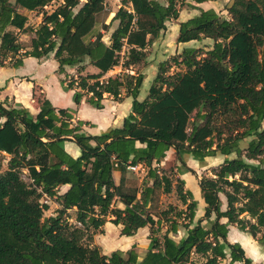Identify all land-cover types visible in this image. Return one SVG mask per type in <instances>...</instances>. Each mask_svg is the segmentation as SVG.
<instances>
[{
  "label": "trees",
  "instance_id": "16d2710c",
  "mask_svg": "<svg viewBox=\"0 0 264 264\" xmlns=\"http://www.w3.org/2000/svg\"><path fill=\"white\" fill-rule=\"evenodd\" d=\"M51 1L0 0V66H19L23 57L41 58L53 51L61 73L65 65L88 58L98 73L62 80L63 88L73 90L74 103L86 95L99 109L104 94L118 100L125 88L132 97L131 112L120 127L92 135L82 130V121L71 124L70 112L54 108L47 99H37L35 115L0 99V264H220L227 255L230 264H258L226 237L233 224L264 250V0H230L227 17L196 5L206 0H121L108 45L101 32L86 39L104 0H62L53 11L43 12L35 30L27 28L21 9H41ZM184 6L198 13L179 22L176 42L209 38V49L183 47L170 60L180 67L174 74H166V60L159 62L143 100L137 98L140 73L122 72L99 81L118 65L123 47V69L144 64L147 45ZM27 30L34 35L23 50L17 33ZM65 141L79 146L78 157L64 150ZM170 148L180 162L177 172L193 173L185 156L202 161L218 153L235 154L199 178L205 208L192 226L197 201L179 177L175 192L185 208L169 204L156 218L147 209L155 188L172 190L165 168L154 166ZM3 154L8 157L5 169ZM138 163L146 167L150 186L129 189L124 178L115 184L113 171L124 173ZM23 170L29 181L21 178ZM64 184L68 188L59 193ZM47 197L59 208L44 217ZM71 208L73 222L67 212ZM223 217L226 222H220ZM107 221L120 226L125 236L148 227L147 249L139 254L132 245L103 253L90 241ZM180 227L185 234L175 240L170 234Z\"/></svg>",
  "mask_w": 264,
  "mask_h": 264
},
{
  "label": "crops",
  "instance_id": "0c3cea01",
  "mask_svg": "<svg viewBox=\"0 0 264 264\" xmlns=\"http://www.w3.org/2000/svg\"><path fill=\"white\" fill-rule=\"evenodd\" d=\"M204 2L196 5L198 7H203L202 4ZM60 3H62V0H53V2L50 3L47 8L45 9L41 8L39 12L38 9L37 10L21 9V11L27 16V22H26L27 28L35 30V28L38 27V25L42 21L43 12L49 13L53 11ZM116 11L117 9H115L113 12L111 11V15H112L111 19ZM34 13H37V15L35 16V20L31 19ZM116 25H117V21L114 20L112 30L116 27ZM178 27H179V23L174 30H176ZM28 32H30L31 34H28ZM33 35H34L33 32L28 30L19 31L17 33L18 40L20 43L23 39L26 38L28 39L30 38L31 40ZM175 37L177 36L173 35V38ZM187 43L189 42L181 43L183 44V46H178V50L176 54L181 51L182 47L187 46L188 45ZM21 45L23 47V50L29 49V45H24L22 43ZM112 68L107 70L102 76L105 77L114 76L120 67L115 66L113 69ZM57 69H58V63L53 57V51L41 58H36L32 56L23 57L22 63L19 66H11L8 63H6L3 66H0V87L2 88L0 92V99L3 102H5L7 105L20 104L21 106L26 107L29 110V112L33 115H35L39 111V103L37 99L38 98L47 99L54 108L56 109L62 108L70 112L72 116L70 119L71 124L74 125L78 121H82L83 122L81 125L82 130L92 135H97L103 131H106L108 128L120 127L122 125L124 118L131 112V105H132V97L126 94L125 88L121 89V93L119 95L120 98L118 100H115L111 95L104 94L102 99L103 107L99 109L93 107L86 101V95L82 97L79 104H75L73 101V90L63 88L62 80H66L68 76L76 77L79 73L80 74L98 73L99 69L95 65L91 64L88 58H85L83 63H79L72 66L65 65L63 67V72L61 73L57 71ZM142 75H143L142 83L145 79H147L151 85L154 79L153 77L155 76L150 77L147 73H142ZM153 75H156V73L154 72ZM142 83L139 88V92L137 96L138 100H143L147 95L146 93V95L144 96L141 92ZM64 150L72 157H78L80 155L79 146L74 141H65ZM173 154H175L174 149L173 148L168 149L164 159L161 160L159 163H155V164H157L158 167L161 169L165 168L164 166L167 164L169 160L172 159ZM208 157H212V158L207 159V161H209V165L205 169H207L208 172L205 173L204 176L211 175L210 169L216 166L217 164L221 163L225 158H232L234 156L232 154L225 156L218 153L215 156H208ZM195 163L196 162L192 161L190 158L187 160L185 165L195 172L197 171L195 169ZM177 168L178 167L175 168L176 169L175 176L179 177L184 181V187L191 191L194 199L197 201V205L195 207V215L193 218V222L191 224L192 226L199 219H202L204 214L205 202L201 197L200 188L198 185V180L201 176L196 178L192 172L185 170L181 172H177ZM121 178L122 179L124 178L125 181L123 172H121L120 170L113 171V180L116 185L120 183ZM151 184L152 182L150 180V183L147 185L150 186ZM67 188H68V184L61 185L59 187V193L64 192ZM220 199L222 201L221 208L225 209L226 204H225L224 196L220 195ZM151 200L152 199H150L147 205L148 207L151 204ZM45 201L48 204L47 210L49 212L51 208V212L48 216L55 215L56 214L55 210L59 208V205L55 202L54 199H50L48 197L46 198ZM181 205H182L181 208H185V206L182 203ZM116 206L122 207V204L117 201ZM68 211L75 212V208H71ZM226 221L227 219L225 217L220 219V222H226ZM106 223H110V222L109 221L105 222L104 225L101 227V230L106 229ZM202 223H205V220H202ZM143 228L145 227L139 228L137 232L133 235L126 236L129 237V239H125V241L119 244L114 242H107V241L103 243L102 241H99L98 240L99 238L97 237H94V241L92 242V244H96L102 247L103 253L105 254H108L115 249L127 250L128 247H126V244L129 245L130 243H132L133 241L132 239H134L136 234L139 233L140 229ZM184 234H185V229L180 227L177 233L175 234L171 233L170 236H172V238H174L175 240H178ZM242 237L244 238L242 240L244 242L240 243ZM246 238L247 240L245 241ZM226 239L230 243H234V242L239 243L240 246L243 248L245 255L251 258L253 263H256L255 259L253 258V255L250 252L246 251V249L244 248L245 246H248V244H249L248 248H251L254 251V254L256 253L258 258H262L264 256L263 248L259 244H257V242L251 236L247 235L243 231H240L233 224L228 225V232ZM250 245L252 246L250 247ZM226 259L229 261L228 255Z\"/></svg>",
  "mask_w": 264,
  "mask_h": 264
},
{
  "label": "rangeland",
  "instance_id": "374dc122",
  "mask_svg": "<svg viewBox=\"0 0 264 264\" xmlns=\"http://www.w3.org/2000/svg\"><path fill=\"white\" fill-rule=\"evenodd\" d=\"M229 3H230V0H206L202 4L203 7H200V8H213L221 16L227 17L228 15H227L226 7ZM120 5H121V0H104V9L97 14L95 26L91 34L87 36L86 38L87 40L93 39L97 32H101L102 40L105 41V38L109 37L107 44H110V34L112 32L113 23H114V21H111V16H112L111 11L113 12L115 9H118ZM39 11L40 9H38V12ZM197 12H198L197 9H193L188 6H184L183 8H181L178 18L176 20H170L166 22V29L160 32L159 36L155 38L151 44L147 45L145 49L146 59H145L144 64L135 65L121 72H126L130 74L147 73L150 77H152V76H155L153 75L154 72L155 73L157 72L158 63L163 60H166L169 66L167 68L166 74L170 75L178 71L180 67L173 64L172 61L170 60L174 55H176L178 46H183V44L176 42V37L173 38V35L177 36V33H178V28L176 30L174 29L176 28V26H178L179 21L181 20L185 21ZM36 15L37 13H34L31 19L35 20ZM28 34H31V33L28 32ZM21 43L24 45H29L30 38L23 39ZM212 43L213 41L211 39L204 38L200 41H194V40L190 41L189 43H187L188 44L187 46L199 48L201 52H204L212 46ZM125 52H126V47H123L120 52V56L124 57ZM149 86H150V82L147 79H145L141 87V92L144 96L146 95L147 89ZM247 140L248 139L243 140L240 143L241 148H244L247 145ZM232 155L234 156L235 154L233 153ZM190 158L192 161L196 162L195 169L197 171L195 172L193 171V174L195 175V177L197 178L199 176L201 177L204 176L205 173L208 172V170L205 169L209 165V161H207V159H211L212 157H207V158H204V160L200 161L194 158L193 160L191 156H185L184 162L186 163L187 160ZM7 160H8V157L5 154H3V159L1 161L2 169L6 168ZM179 164L180 162L177 160L176 155L173 154L172 159L169 160L167 164L164 166L167 175L172 180V190L170 192H164L162 188L160 187H157L154 189V192L151 197L152 199L151 204L147 208L148 211L154 217H159L160 212L162 210H165L169 204L176 206L177 208L182 207L181 201L178 199L177 194L175 192V179L177 178V176H175V170H176L175 168L178 167ZM154 166L159 168L158 165L155 163H154ZM124 177H125L124 185L126 188H129V189L136 188L137 190L140 191L143 184L150 183V180L146 177V169L142 171V170H131V169L126 168L124 171ZM21 178H23L25 181H29L26 170L22 171ZM50 212H51V208H50ZM50 212L48 210H45L43 213V216L44 217L48 216ZM67 212H68V216L70 217L69 220L73 222L74 217H75V212L74 211H67ZM119 231H120V226L114 225L111 222L106 223V229L101 230V228H99L98 230H96L92 236V241H90V243L92 244V242L94 241V237L99 238L98 240L102 241L103 243L107 241V242H114L117 244L122 243L123 241H125V239H129V237H126L125 235H120ZM148 234H149L148 227L140 229L139 233H137L135 238L132 239L133 241L131 240L132 243H130L129 245L126 244V247L130 248L132 245H134L137 252L139 254H142L146 250L147 244L149 242ZM246 234L249 235L248 233ZM243 239L244 238L242 237L240 243H242ZM100 248L103 252L102 247ZM122 248H123V245H122ZM247 248L248 246L245 247L246 251L250 252L253 255V258L255 259L256 263L264 264V256L262 258H258L256 253L254 254V251L251 248H248V249ZM194 258L200 259L199 257H194ZM237 263L238 262H235L233 264H237ZM221 264H230V263L227 259H225L221 261Z\"/></svg>",
  "mask_w": 264,
  "mask_h": 264
},
{
  "label": "built area",
  "instance_id": "2783aa9c",
  "mask_svg": "<svg viewBox=\"0 0 264 264\" xmlns=\"http://www.w3.org/2000/svg\"><path fill=\"white\" fill-rule=\"evenodd\" d=\"M52 2H53V1H51L50 3H52ZM50 3H49V4H50ZM49 4L43 6V8H44V9L47 8V7L49 6ZM121 58H122V59H121ZM123 59H124V58L120 56V58H119V62H118V65H116V66H118V67H120V68L118 69L119 71H117V72L115 73V75H118L119 73H121V71L126 70V69H123L122 66H121V64H122V62H123ZM114 67H115V66H114ZM114 67H113V68H114ZM106 79H107V77L102 76V77L99 78V81L102 82V81H105ZM113 165H114V167H117V166H118L117 161L114 160ZM127 168H128V169H131V170H142V171H144V170L146 169V167H145L144 165H142L141 163H138V164H136V165H128Z\"/></svg>",
  "mask_w": 264,
  "mask_h": 264
},
{
  "label": "water",
  "instance_id": "95a60500",
  "mask_svg": "<svg viewBox=\"0 0 264 264\" xmlns=\"http://www.w3.org/2000/svg\"><path fill=\"white\" fill-rule=\"evenodd\" d=\"M108 39H109V37H106V38H105V41L103 40V42H104L105 44H107ZM107 45H108V44H107Z\"/></svg>",
  "mask_w": 264,
  "mask_h": 264
},
{
  "label": "bare ground",
  "instance_id": "6f19581e",
  "mask_svg": "<svg viewBox=\"0 0 264 264\" xmlns=\"http://www.w3.org/2000/svg\"><path fill=\"white\" fill-rule=\"evenodd\" d=\"M246 240H247V238L245 239V241H246ZM242 242H244V241H242ZM248 242H249V241H248ZM243 245H244V244H243ZM246 245H247V244H246ZM248 246H249V244H248ZM251 246H252V245H250V247H251ZM245 247H246V246H245ZM245 247H244V248H245ZM247 249H248V248H247Z\"/></svg>",
  "mask_w": 264,
  "mask_h": 264
}]
</instances>
